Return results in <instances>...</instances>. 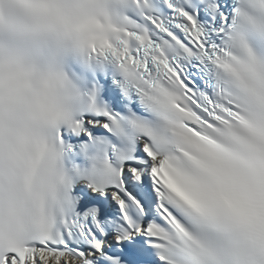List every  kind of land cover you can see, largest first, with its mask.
<instances>
[{"label":"snow or ice","instance_id":"snow-or-ice-1","mask_svg":"<svg viewBox=\"0 0 264 264\" xmlns=\"http://www.w3.org/2000/svg\"><path fill=\"white\" fill-rule=\"evenodd\" d=\"M0 264H264V0H0Z\"/></svg>","mask_w":264,"mask_h":264}]
</instances>
